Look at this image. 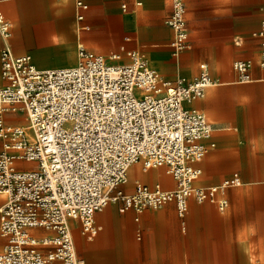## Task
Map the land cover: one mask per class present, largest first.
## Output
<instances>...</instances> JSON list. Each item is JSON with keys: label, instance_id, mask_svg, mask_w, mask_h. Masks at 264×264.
<instances>
[{"label": "built area", "instance_id": "2783aa9c", "mask_svg": "<svg viewBox=\"0 0 264 264\" xmlns=\"http://www.w3.org/2000/svg\"><path fill=\"white\" fill-rule=\"evenodd\" d=\"M75 5L83 20L89 3ZM185 12V0H172L167 23L177 59L191 47ZM13 36L14 24L0 12V264H86L74 230L93 240L95 213L109 203L140 212L175 201L181 215L192 198L228 206L217 194L242 184L239 173L196 184L215 146L213 124L194 106L218 82L208 63L193 77L162 79L140 51L125 50L124 60L121 52L105 56L82 43L75 64L42 68L32 55L14 53ZM260 52L264 67V41ZM233 66L241 81L251 80V59ZM133 164L164 169L175 186L138 178L130 189Z\"/></svg>", "mask_w": 264, "mask_h": 264}, {"label": "crops", "instance_id": "0c3cea01", "mask_svg": "<svg viewBox=\"0 0 264 264\" xmlns=\"http://www.w3.org/2000/svg\"><path fill=\"white\" fill-rule=\"evenodd\" d=\"M86 1L89 9L79 20L75 0H0V12L14 24V53L30 54L39 67L51 68L75 64L78 47L85 42L102 50L127 44L150 62L149 53L158 62L173 63L175 77L189 65L208 63L218 82L194 106L213 124L215 146L196 184L219 183L234 173L254 182L219 192L217 199L228 201L224 209L218 202L192 198L184 215L175 201L140 212L120 211L109 203L95 213L99 231L93 240L76 226L79 254L86 264H264V0H185L191 47L180 59L173 55L175 33L167 23L172 0ZM3 45L0 37V90L5 84ZM166 47L171 60L159 52ZM121 53L127 60L126 52ZM239 59L253 61L250 81H241L234 69ZM164 174L167 182L159 177L145 181L174 187L173 177ZM0 239L1 248L5 239Z\"/></svg>", "mask_w": 264, "mask_h": 264}, {"label": "rangeland", "instance_id": "374dc122", "mask_svg": "<svg viewBox=\"0 0 264 264\" xmlns=\"http://www.w3.org/2000/svg\"><path fill=\"white\" fill-rule=\"evenodd\" d=\"M83 42V41H82ZM85 44L87 45V46H90L92 49H94V50H96L97 52H105V51H112V50H118V51H116V52H123V51H125V50H128V45L126 44H123V46H125V48H121V46H120V48L119 47H112V48H108V49H105V50H102V49H100V48H98L95 44H93V43H88V42H85ZM76 49V48H75ZM126 52V51H125ZM159 52L160 53H163V54H165L170 60H171V56H170V48H168V47H166V48H163V49H159ZM152 54H148V57L150 58V60H151V63L154 65V67H156V69L158 70V72L160 73V71H159V68H158V65L156 64V63H154V61H153V59H152ZM127 60H129V57L127 58ZM159 65H161V68H162V70H163V73H160V75H161V78L163 79V77L164 76H169V77H171L172 79L173 78H175V73H177L175 70H174V68H175V65L173 64V63H166V62H164V61H160L159 60ZM189 65V64H188ZM200 67V66H199ZM199 67L197 66V68L196 67H194L193 65H189L188 66V68L187 69H185L184 70V72L182 73L184 76H187V77H193V76H195L197 73H198V71H199ZM34 163H23V165H21V166H32ZM154 169H156V168H154ZM139 170L140 171H142L141 170V168H139ZM150 171H152V169L150 170ZM161 171H162V173H164V169H161ZM157 177H151V178H149V179H143V180H153V179H156ZM134 185V181H132V179L129 177V186H133ZM0 242H1V239H0ZM261 259H264V257H261Z\"/></svg>", "mask_w": 264, "mask_h": 264}, {"label": "bare ground", "instance_id": "6f19581e", "mask_svg": "<svg viewBox=\"0 0 264 264\" xmlns=\"http://www.w3.org/2000/svg\"><path fill=\"white\" fill-rule=\"evenodd\" d=\"M121 48H123V47H121ZM153 61H154V63H156L158 65V68H159L160 73H163V70L161 68V65H159V63H158V59L154 57L153 58ZM129 176L132 179V181H135V180H137L140 177L143 178V179H149L151 177H159V178L165 179L166 182L169 180L168 177H167V175H165L164 173H162L161 169H152V171H148V172L140 171L137 164H133L130 167ZM200 179H201V177H199V179H197V182ZM248 182L249 183H253L254 181H251V180L248 181V179L246 178V176H244L242 178V183H248ZM261 262L264 263V259H262Z\"/></svg>", "mask_w": 264, "mask_h": 264}]
</instances>
